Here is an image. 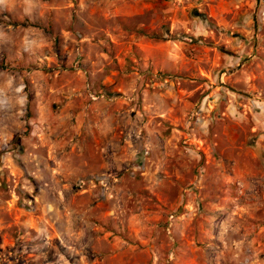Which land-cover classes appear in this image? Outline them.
<instances>
[{
    "label": "rangeland",
    "instance_id": "1",
    "mask_svg": "<svg viewBox=\"0 0 264 264\" xmlns=\"http://www.w3.org/2000/svg\"><path fill=\"white\" fill-rule=\"evenodd\" d=\"M166 50L211 75L180 141L217 143L216 161L189 152L181 185L159 161L144 169L156 182L132 168L56 185L71 99L56 77L133 105L153 74L192 84L154 68ZM202 164L230 176L218 192L197 186ZM0 264H264V0H0Z\"/></svg>",
    "mask_w": 264,
    "mask_h": 264
},
{
    "label": "crops",
    "instance_id": "2",
    "mask_svg": "<svg viewBox=\"0 0 264 264\" xmlns=\"http://www.w3.org/2000/svg\"><path fill=\"white\" fill-rule=\"evenodd\" d=\"M186 58L184 56L180 60L174 57L172 50H166L163 59L155 57L151 62L161 72L180 73L189 79L192 84L188 88L168 84L170 79L162 80L161 76L153 74L149 81L150 88L142 90L141 99L138 95L133 105L127 102L118 106L110 104L113 101L100 100L86 107L83 85L66 84V81L74 84L75 81L63 76L56 77V100H60L64 94L71 96L70 104L56 106V143L53 147L56 149V185L63 183L72 189L77 180H87L86 187L91 189L96 186V177L132 168H140L143 175L156 182L155 173L144 170L147 161L173 163L170 176L174 177L175 173L176 180H181L187 171L189 152L203 163H214L213 152L217 151V143L209 150L208 146L195 149L180 141L183 115L196 106L194 104L198 100L193 99L202 88L200 81L204 76L211 77L202 70L199 58ZM170 78L173 81V74ZM78 80L81 82V79ZM33 146H42V143L37 142ZM217 162L221 168V161ZM205 167L202 164L198 168L197 186L204 187L208 183L216 193L221 185L219 179H230V176H222L220 169L206 172ZM157 176L161 178L160 173ZM178 180L179 185L185 182Z\"/></svg>",
    "mask_w": 264,
    "mask_h": 264
},
{
    "label": "built area",
    "instance_id": "3",
    "mask_svg": "<svg viewBox=\"0 0 264 264\" xmlns=\"http://www.w3.org/2000/svg\"><path fill=\"white\" fill-rule=\"evenodd\" d=\"M85 94L87 95V103L86 107L90 105L92 101L99 100V99H104L108 101H114L117 99H126V100H132L133 98H129L126 95L120 94V93H113L108 95L107 93L103 91H94L90 87L89 83L86 82L85 89H84ZM198 108L196 106H193L186 114L184 124H183V131L184 134L186 135V138L189 137V135L193 132L194 130V123L197 119L198 116ZM104 187L106 190H108L109 186L106 182H104ZM173 215H170V218H172Z\"/></svg>",
    "mask_w": 264,
    "mask_h": 264
},
{
    "label": "water",
    "instance_id": "4",
    "mask_svg": "<svg viewBox=\"0 0 264 264\" xmlns=\"http://www.w3.org/2000/svg\"><path fill=\"white\" fill-rule=\"evenodd\" d=\"M232 71H234V69H230V70H229V72H232ZM229 88H231V87H229ZM231 89H232V88H231Z\"/></svg>",
    "mask_w": 264,
    "mask_h": 264
}]
</instances>
